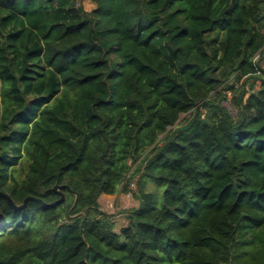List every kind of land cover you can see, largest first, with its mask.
<instances>
[{
    "label": "trees",
    "instance_id": "1",
    "mask_svg": "<svg viewBox=\"0 0 264 264\" xmlns=\"http://www.w3.org/2000/svg\"><path fill=\"white\" fill-rule=\"evenodd\" d=\"M90 1L0 0V264H264V0Z\"/></svg>",
    "mask_w": 264,
    "mask_h": 264
},
{
    "label": "rangeland",
    "instance_id": "2",
    "mask_svg": "<svg viewBox=\"0 0 264 264\" xmlns=\"http://www.w3.org/2000/svg\"><path fill=\"white\" fill-rule=\"evenodd\" d=\"M85 9H90L93 4L90 0H80ZM249 82V81H248ZM247 82V85H248ZM260 81H256L255 86H258ZM184 115H182L183 117ZM137 185V180L134 179ZM121 185L118 187V190L114 194H102L101 198H99L100 208L112 214L118 222H122L121 211L122 209L131 207L137 204V200L132 194L123 193L120 189ZM148 190L154 193V203L158 206L161 205L162 202V186L158 185L155 182H151L147 186Z\"/></svg>",
    "mask_w": 264,
    "mask_h": 264
},
{
    "label": "water",
    "instance_id": "3",
    "mask_svg": "<svg viewBox=\"0 0 264 264\" xmlns=\"http://www.w3.org/2000/svg\"><path fill=\"white\" fill-rule=\"evenodd\" d=\"M58 188H59V185H57V184H55V185L53 186V189L59 193V198H58L57 200H55L53 203H50V204H56V203H59V202L62 201L63 195H62L61 191H60ZM0 196L4 197V198L7 200V202H8L10 205H12L13 207H17V206H15L14 204H12L11 199H10L6 194H4V193L1 192V191H0ZM29 198H32V197H30V196L26 197V198L24 199V203H25L26 200L29 199ZM75 198H76V192H75ZM38 200L40 201V199H38Z\"/></svg>",
    "mask_w": 264,
    "mask_h": 264
},
{
    "label": "built area",
    "instance_id": "4",
    "mask_svg": "<svg viewBox=\"0 0 264 264\" xmlns=\"http://www.w3.org/2000/svg\"><path fill=\"white\" fill-rule=\"evenodd\" d=\"M226 106H229L228 101L224 102ZM130 187V191L128 192V194H131V191H135L136 190V182L135 181H131L129 184Z\"/></svg>",
    "mask_w": 264,
    "mask_h": 264
},
{
    "label": "crops",
    "instance_id": "5",
    "mask_svg": "<svg viewBox=\"0 0 264 264\" xmlns=\"http://www.w3.org/2000/svg\"><path fill=\"white\" fill-rule=\"evenodd\" d=\"M108 195V194H107ZM101 196H102V194L100 195V197L99 198H101Z\"/></svg>",
    "mask_w": 264,
    "mask_h": 264
}]
</instances>
